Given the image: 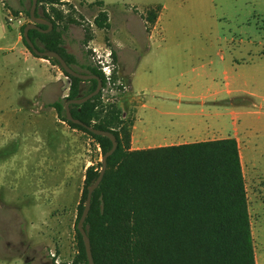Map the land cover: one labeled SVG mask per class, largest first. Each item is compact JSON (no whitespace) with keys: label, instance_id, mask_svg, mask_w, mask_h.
I'll list each match as a JSON object with an SVG mask.
<instances>
[{"label":"rangeland","instance_id":"obj_1","mask_svg":"<svg viewBox=\"0 0 264 264\" xmlns=\"http://www.w3.org/2000/svg\"><path fill=\"white\" fill-rule=\"evenodd\" d=\"M13 1L15 7L0 0V23L18 16L14 11H20L21 23H28V0ZM86 1L91 4L62 0L60 9L76 21L68 25L63 45L78 73L87 72L84 65L96 67L104 77L103 71L110 73L101 89L102 105L115 104L126 114L128 101L150 104L163 91L181 93L194 99L190 105L200 119L206 120V108L215 106L230 114L228 124L232 119L239 125L245 135L239 146L254 250L264 264V106H253L245 93H222L225 76L233 89L232 77L254 70L264 75V62L253 71L250 65L264 54V0ZM155 6H160V16L150 31L148 25L144 29V18ZM100 10L108 16V29L93 25ZM9 25L16 29L18 24ZM87 33L92 39L85 45ZM68 86L59 67L45 59H20L12 67L0 59V264H19L5 261L16 256L26 264H69L76 255L72 225L85 169L98 166L102 156L90 136L71 129L47 107L64 98ZM80 87L85 91L88 84ZM242 107L251 114L240 116ZM137 112L140 120H148L149 112ZM122 119L128 122L127 116ZM251 125L260 129L258 134L249 135ZM231 128L221 134L231 136ZM50 216L59 224H51ZM53 241L65 242L64 258L46 247Z\"/></svg>","mask_w":264,"mask_h":264},{"label":"trees","instance_id":"obj_2","mask_svg":"<svg viewBox=\"0 0 264 264\" xmlns=\"http://www.w3.org/2000/svg\"><path fill=\"white\" fill-rule=\"evenodd\" d=\"M28 3L30 7L31 1ZM61 5L62 0H37L35 16L50 21L52 29L29 30L28 37L39 51L56 52L72 68L75 59L65 51L63 36L68 25L76 21L70 11L60 9ZM28 11L24 13L29 20ZM158 12V6L146 12L147 25L154 24ZM93 25L102 30L109 28L105 11L98 12ZM23 27L21 41L36 57L22 37ZM38 27L47 30V26ZM91 39L87 33L84 44ZM45 60L58 66L69 80L67 95L47 107L71 129L90 136L103 156L111 148L110 140L67 121L64 112L65 102L94 91L96 80L81 81L67 75L55 59ZM83 68L87 72L81 74L98 76L101 89L105 87L100 70L92 65ZM81 83L88 84L85 91ZM69 111L84 125L112 133L117 142L106 159L102 180L91 195L83 224L93 264H255L247 193L234 138L130 150L131 123L122 119L117 105H102L101 91L85 103L70 104ZM100 168L99 163L85 169L74 222L77 251L69 264H88L76 224L87 189Z\"/></svg>","mask_w":264,"mask_h":264},{"label":"crops","instance_id":"obj_3","mask_svg":"<svg viewBox=\"0 0 264 264\" xmlns=\"http://www.w3.org/2000/svg\"><path fill=\"white\" fill-rule=\"evenodd\" d=\"M83 1L86 4L90 3L86 0ZM8 4L10 5V7H15V3L13 0H8ZM158 7L160 12L161 8L160 6ZM159 12L154 24L148 25V27H151L150 31L157 28L160 16ZM9 13V9H6L5 14L7 17ZM18 14L21 13L19 12ZM26 23L27 22H23V25H25ZM146 25L147 23L146 21H144V29H147ZM12 27L13 26L9 25V23H4V25L0 23V59H3V61L6 63V66H15L17 61H19L20 59L23 62L31 61L36 63H40L42 60H44L32 56L25 48L21 41V26L17 25L16 29H12ZM263 45L264 44H260V46ZM251 52L252 50L250 49V53ZM260 55L261 56H256L260 61H256V64H250L253 68L252 71L256 66H259V64H261L259 62H264V54ZM228 78L229 77L227 76L223 78L225 80L226 88L222 93H224L225 95H231L233 93H245L249 96V98H251L250 101L253 106L257 104L258 108H263L264 94H261L260 90H264V75H257V72L254 70V72L250 74L232 77L231 81L235 86V88L233 89H229L230 83L228 81ZM154 98L155 100L150 101L151 105L149 104V102L141 100L137 101L136 103H134L133 101H128L126 114L122 113V118H124V116H127L128 122L131 123L130 150H143L156 147H166L217 139L234 138L238 144L243 172V163L239 141L241 140V142L244 143L245 135L240 130L239 125L236 124L232 119H230L231 124L227 123L226 116H230L228 112H220L217 110V107L209 106L206 108L207 112L205 114L207 119L203 120L199 118L202 117L201 114L192 110L193 106L190 105V103L194 100L192 97L184 96L181 93L173 94L167 91H163ZM138 109L144 111L143 115L149 112L147 118L148 120H146V122L140 120V114H137ZM250 114L251 111L245 109L244 107H242L239 112L240 116H248ZM150 120H152L153 122H151ZM158 120H163V123L157 122ZM230 127H232V135L223 136L221 133ZM259 131L260 129L254 125H251L248 129L249 135H256L259 133ZM47 171H49V174L51 173L49 169H47ZM50 222L54 225L59 224L58 219L51 216ZM72 226L74 227V223ZM251 234L253 239L252 226ZM46 247L53 248L52 250H54L55 248L57 250L56 253H58V256L60 258H64L66 256L67 250L65 242L53 241L52 243H48ZM254 257L255 264H263V256H261V254H256L255 250ZM5 261H18L19 264H26V261L20 256L13 257Z\"/></svg>","mask_w":264,"mask_h":264},{"label":"water","instance_id":"obj_4","mask_svg":"<svg viewBox=\"0 0 264 264\" xmlns=\"http://www.w3.org/2000/svg\"><path fill=\"white\" fill-rule=\"evenodd\" d=\"M30 1H31V3H30L29 11H28L29 22L26 23L22 29V37H23L25 43L27 44V46L31 49V52L36 57L41 58V59H55L58 62L60 68L67 75H69L71 77L77 78L81 81H88V80L93 79V80H96V82H97V85H96V88L94 89V91H92L91 93H89L88 95H86L84 97H81V98H78L75 100H69V101L65 102V104H64L65 118L67 121H70L76 125L84 127L85 129H87L89 132H91L94 135L106 137L111 142V148L100 159L101 168H100V171H99L97 178L87 189L84 207L82 209L81 215H80L78 222L76 224V229L82 237V241H83L84 250H85V254H86L88 264H93L92 256H91V250H90V242H89V239L86 235L85 230L83 229V224H84V221H85L86 216H87L88 211H89L91 195H92L93 191L98 187V185L100 184V182L102 180L103 174H104L105 169H106V159L115 151L116 146H117V142H116V139L112 133L107 132V131H103V130H99V129H95V128L90 127V126H86L82 122L74 119L71 116L70 111H69V105L70 104L80 105L82 103L87 102L88 100H90L94 96H96L101 91V87H102L101 79L96 75L81 74V73L76 72L70 66H68L66 64V62L63 60V58L59 54H57L56 52L39 51L37 48H35L34 44L31 42V40L28 37V31L35 29V30H39L41 32H48L52 29V23L50 21L44 19V18L36 17L35 11H36L37 0H30ZM40 25L47 26V30H40L38 27Z\"/></svg>","mask_w":264,"mask_h":264},{"label":"built area","instance_id":"obj_5","mask_svg":"<svg viewBox=\"0 0 264 264\" xmlns=\"http://www.w3.org/2000/svg\"><path fill=\"white\" fill-rule=\"evenodd\" d=\"M21 14H18V16H16V17H14V16H9L8 18H7V22L8 23H11V22H16V24H18V25H22L23 23H21ZM104 72V74H105V80H109L110 79V73L109 72H105V71H103ZM51 256L52 257H54V254H51ZM55 264H58V262L57 261H55Z\"/></svg>","mask_w":264,"mask_h":264}]
</instances>
